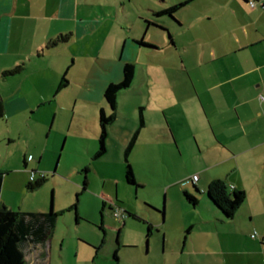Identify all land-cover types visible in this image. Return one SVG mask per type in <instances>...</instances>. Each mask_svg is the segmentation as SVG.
<instances>
[{
    "label": "crops",
    "instance_id": "crops-1",
    "mask_svg": "<svg viewBox=\"0 0 264 264\" xmlns=\"http://www.w3.org/2000/svg\"><path fill=\"white\" fill-rule=\"evenodd\" d=\"M183 2L187 4L182 9L193 10L192 25L176 20V14L178 23L167 14L157 15ZM196 3L0 0V72L15 68L4 67L10 61L24 68L18 75L3 76H18V86L6 100L0 95L19 118L60 105V94L71 90L68 100L90 111L82 134L97 143L102 132L100 113L111 112L105 91L123 80L126 63H134L133 83L119 92L114 121L136 114L128 129L129 138L138 134L130 154L133 172L139 163L135 159L139 142L146 157L161 160L160 165L168 162L173 170L181 167L183 158H192L200 167L181 179L194 185L181 186L184 196L192 195L199 204L209 185L222 180L230 192L246 193L240 209L251 220L253 212L264 219V102L259 98L264 95V0H206V7L198 9ZM164 30L173 33L170 43ZM66 34L71 35L69 42L48 46ZM141 40L153 47L139 44ZM64 77L68 83L61 87ZM5 118L6 114L0 119ZM48 119L40 115L36 123L43 127ZM114 122L107 127V139ZM95 144L94 156L99 151ZM23 160L28 169L33 160L29 162L27 155ZM194 176H198L196 183ZM7 183L4 179L3 186ZM174 185L168 186V192ZM4 195L5 188L1 203L8 206ZM114 205H110L113 216ZM259 209L262 214L257 213ZM187 226L193 234L196 224L191 221ZM255 233L247 237L251 246L196 253L219 255L216 262L220 264H264V235Z\"/></svg>",
    "mask_w": 264,
    "mask_h": 264
},
{
    "label": "rangeland",
    "instance_id": "rangeland-1",
    "mask_svg": "<svg viewBox=\"0 0 264 264\" xmlns=\"http://www.w3.org/2000/svg\"><path fill=\"white\" fill-rule=\"evenodd\" d=\"M206 5V0L195 4L197 9ZM190 8L177 12L176 20L182 18L192 25ZM165 37L170 43L167 31ZM16 65L18 62L10 61L4 67L12 69ZM17 86L18 76L5 79L0 72L4 99ZM70 92L64 90L60 105L54 103L36 116L26 112L18 118L3 103L6 118L0 119V170L7 171L4 179L8 183L3 186L9 204L6 207L25 213L47 214L53 210L58 214L45 247L26 249L28 264H220L216 262L219 255H198L196 251L242 249L250 245L247 237L251 234L263 237L264 219L255 212L253 220L243 209L233 220L227 219L208 194L197 206L189 203L180 188L194 186L186 178L181 181L200 167L192 158H183L181 167L173 170L168 162L160 165L161 160L146 157L139 142L140 148L135 149L139 163L134 172L138 186L128 184L125 154L132 140L128 129L136 114L130 113L109 127L107 152L95 158L96 142L82 134L90 111L68 100ZM40 115L49 116L43 127L36 123ZM95 147L99 150L98 140ZM25 155L33 158L28 169ZM131 160L133 156H129L133 169ZM32 171L44 173L47 179L41 187L29 190ZM173 184L176 187L168 192ZM113 204L126 211L125 221L113 216ZM257 213L262 214V210ZM191 221L196 224L193 234L188 233Z\"/></svg>",
    "mask_w": 264,
    "mask_h": 264
},
{
    "label": "trees",
    "instance_id": "trees-1",
    "mask_svg": "<svg viewBox=\"0 0 264 264\" xmlns=\"http://www.w3.org/2000/svg\"><path fill=\"white\" fill-rule=\"evenodd\" d=\"M187 2L174 5L157 15L167 14L175 19V14L182 9ZM147 24L152 22L146 21ZM71 39L70 34L61 35L57 39L51 41L48 46L55 47L60 43H67ZM172 40V37L170 38ZM141 45L153 47L152 45L141 40L138 42ZM23 66H17L12 70L4 71L3 76H15L22 73ZM136 73V65L134 63H126L124 66V77L119 83L110 84L105 91V100L110 108V114H106L104 110L100 113V126L102 129L100 135V148L95 158L102 157L107 152L106 140H107V127L113 123L116 119V113L118 108V95L119 92L127 89L133 83ZM68 83L64 77L61 83V87L66 86ZM5 109L3 100L0 95V118H4ZM140 124L141 127L145 125L143 112H140ZM138 134L136 133L126 148V180L130 185H136V179L134 172L129 163V156L137 142ZM27 165V162H25ZM5 173L0 170V264H28L26 249L45 247L46 242L50 238L53 230L55 229L58 214L53 210L49 213H25L21 211H14L1 203V195L3 189ZM46 177L39 179L36 182H30L28 184L29 190H34L41 187ZM84 189L88 186V180L85 178ZM207 194L211 202L224 214L227 219H233L238 210L245 202L247 196L244 191L234 190L230 192L225 182L222 180L213 181L207 190ZM187 200L192 205H197L198 200L192 195L185 193ZM77 206V205H76ZM75 206V207H76ZM127 214V213H126ZM127 218V215H126ZM79 219V218H78ZM149 235L152 233V226L148 227Z\"/></svg>",
    "mask_w": 264,
    "mask_h": 264
},
{
    "label": "built area",
    "instance_id": "built-area-1",
    "mask_svg": "<svg viewBox=\"0 0 264 264\" xmlns=\"http://www.w3.org/2000/svg\"><path fill=\"white\" fill-rule=\"evenodd\" d=\"M255 4L254 3H251V6L253 7ZM260 101L261 102H264V95H260ZM33 160V158L30 156L29 158H28V161L30 162V161H32ZM44 177H46V175L44 174V173H41V174H38L37 172H35V171H32L31 172V177H30V181L31 182H36L37 180H39V179H43ZM192 181L194 182V183H196L197 181H198V176H194L193 178H192ZM114 217L116 218V219H119V220H125V218H126V212L124 211V210H122L121 208H119V207H114ZM253 237H255V236H253Z\"/></svg>",
    "mask_w": 264,
    "mask_h": 264
},
{
    "label": "water",
    "instance_id": "water-1",
    "mask_svg": "<svg viewBox=\"0 0 264 264\" xmlns=\"http://www.w3.org/2000/svg\"><path fill=\"white\" fill-rule=\"evenodd\" d=\"M168 34H169V36H170V38H171V34L168 32ZM53 203V202H52Z\"/></svg>",
    "mask_w": 264,
    "mask_h": 264
}]
</instances>
